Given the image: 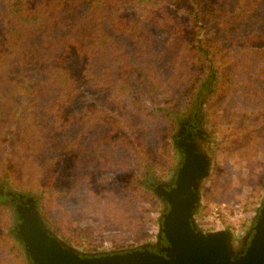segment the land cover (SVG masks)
Wrapping results in <instances>:
<instances>
[{
	"label": "trees",
	"instance_id": "16d2710c",
	"mask_svg": "<svg viewBox=\"0 0 264 264\" xmlns=\"http://www.w3.org/2000/svg\"><path fill=\"white\" fill-rule=\"evenodd\" d=\"M259 10L264 0H0V178L25 187L16 179L25 167L32 186L47 189L48 218L83 188L102 199L146 194L150 179L138 189L98 188L94 173L151 169L156 152H167L161 129L175 126L173 110L191 105L201 118L209 101L211 112L224 99V110L240 92L258 97L243 108L245 132L264 143V25L240 35ZM87 91L100 103L85 102ZM182 97L188 102L175 105ZM161 100L173 106H156ZM0 235L11 245L8 264H24L19 246Z\"/></svg>",
	"mask_w": 264,
	"mask_h": 264
},
{
	"label": "rangeland",
	"instance_id": "374dc122",
	"mask_svg": "<svg viewBox=\"0 0 264 264\" xmlns=\"http://www.w3.org/2000/svg\"><path fill=\"white\" fill-rule=\"evenodd\" d=\"M260 25H264V10H259L252 15L242 26L240 35H242V30L246 33L257 29ZM212 31L214 32V29ZM99 95L87 91L84 93L83 99L85 102L92 100V102L100 103L98 101ZM232 98L233 100L226 109H221L226 107L223 99L219 102L221 107L214 108L211 112L209 101L206 104V111L201 117L203 129L208 138L207 153L211 159V168L208 177L199 186L201 203L197 220L207 229H232L239 238L244 236L255 222L261 204L264 202V170L260 172V168L264 169V153L258 154L252 161L247 159L252 157L256 150H264V143L262 140L254 142L251 135H247L245 132L247 126L250 125V117L249 113L243 112V108L254 107L258 97L246 98L240 92ZM124 101L126 104L127 100ZM187 102L188 98L182 97L174 104L179 105ZM159 103L156 106L167 105L164 100ZM168 105L173 106L172 103ZM123 113L124 110H121L119 114ZM192 113L191 105H184L182 108L173 110L172 120L175 126L168 135L165 126L161 129L164 134L162 133L163 136L160 141L164 144L167 152L162 150L161 155L156 152L152 162L155 165L152 164V168H148L151 171L144 170V168L140 170L134 165L131 173L106 169L101 170L99 174L93 172V177L92 169L98 164V160H94V163H91L92 169L89 164H86L83 173L88 178L93 177L92 182L98 188L104 185L118 186L122 182L126 185L141 183L148 173L152 176L155 175L160 180H169L172 175L176 174L180 162L174 142L177 123L182 118H190ZM126 114L129 115V112ZM159 133L161 134L160 131ZM151 136L150 143L153 144L156 140L153 138V134ZM88 144L91 154L92 142H88ZM112 152L114 157L118 159V149L115 148ZM228 154L231 155V161L227 159ZM241 157L244 160L241 161ZM65 161L68 163L69 158ZM253 165H255L253 171L247 170ZM97 174L102 178H107V180L98 183L95 178ZM139 174L140 176H137ZM1 177L0 186L3 187V190L19 192L36 198L39 203L38 207L53 231L63 240L89 253L141 248L152 242L159 234L161 216L167 208V205L163 203L155 191L146 187V194L134 189V195L132 194L127 198L128 194L123 193L119 200H115L109 195H105L103 199L98 198L96 193L92 194L89 189L83 188L81 193H73L64 205L59 204L56 207L54 205L50 209L51 218H48L43 204L47 189L42 184H37V181L32 186L31 176H26L25 167L19 177H16L18 180L25 179L23 184L22 182L19 183L25 187L15 185L11 178L6 179L4 174ZM36 178L35 175H32V182ZM134 187L139 188L138 184H135ZM116 202L118 205L113 206ZM216 209L220 213L219 216L215 215ZM14 213L15 210L11 205L0 202V233L2 231L24 253L15 231H13L17 223ZM9 247L11 245L8 242L6 244L5 239L0 235V264H8ZM24 259V264H29L25 254Z\"/></svg>",
	"mask_w": 264,
	"mask_h": 264
},
{
	"label": "water",
	"instance_id": "95a60500",
	"mask_svg": "<svg viewBox=\"0 0 264 264\" xmlns=\"http://www.w3.org/2000/svg\"><path fill=\"white\" fill-rule=\"evenodd\" d=\"M191 118L196 119L195 116ZM185 162L171 189L157 187L167 200L159 223V236L167 245L121 251L86 252L58 236L36 198L10 191L21 204L16 208V237L29 264H264V202L253 227L237 238L232 229H207L197 220L201 203L198 190L209 175V160L190 145ZM189 151V152H188ZM4 191V190H2ZM240 244L244 247L240 248Z\"/></svg>",
	"mask_w": 264,
	"mask_h": 264
},
{
	"label": "flooded vegetation",
	"instance_id": "af4514ba",
	"mask_svg": "<svg viewBox=\"0 0 264 264\" xmlns=\"http://www.w3.org/2000/svg\"><path fill=\"white\" fill-rule=\"evenodd\" d=\"M174 142L176 144V151L177 154L180 157L179 166L177 167V171L175 175H172L169 180H160L159 178H156V176H152V174H147L144 180H149V185L147 186L148 189L156 190L157 187H165L166 189H171L173 186H175V180L177 177V173L179 169L182 167L183 163L185 162V158L187 155V150H192L190 145H193L195 147L196 153H200L205 155L206 160H209L208 163V169L211 168V159L208 156L207 148H208V138L205 130L203 129L202 125V118H196L195 120L193 118H182L177 123V132L174 135ZM188 151V152H189ZM151 176V178H148ZM208 176L203 178L200 182H202L204 179H206ZM143 180V181H144ZM3 187L0 186V202H3L5 204L11 205L14 210H16L17 205L21 204L17 196H12L9 194L10 191H6ZM199 190V188H198ZM161 199L163 203L167 202V200L161 195ZM16 214V211L15 213ZM17 215V214H16ZM253 227L249 228V230ZM167 245V242L164 241L159 234L157 237L150 243L146 244L145 247H148V249L152 251H157L161 247ZM240 248H243L244 245L240 244Z\"/></svg>",
	"mask_w": 264,
	"mask_h": 264
},
{
	"label": "built area",
	"instance_id": "2783aa9c",
	"mask_svg": "<svg viewBox=\"0 0 264 264\" xmlns=\"http://www.w3.org/2000/svg\"><path fill=\"white\" fill-rule=\"evenodd\" d=\"M218 210L216 209V211H215V215H217V216H219L220 215V213L219 212H217Z\"/></svg>",
	"mask_w": 264,
	"mask_h": 264
}]
</instances>
